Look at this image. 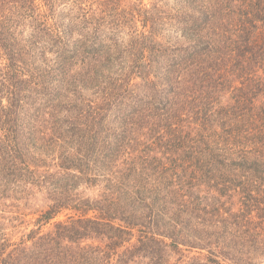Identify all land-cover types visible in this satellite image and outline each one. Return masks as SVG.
I'll return each mask as SVG.
<instances>
[{
	"label": "trees",
	"instance_id": "1",
	"mask_svg": "<svg viewBox=\"0 0 264 264\" xmlns=\"http://www.w3.org/2000/svg\"><path fill=\"white\" fill-rule=\"evenodd\" d=\"M117 3L0 0V264H263L264 0Z\"/></svg>",
	"mask_w": 264,
	"mask_h": 264
},
{
	"label": "rangeland",
	"instance_id": "2",
	"mask_svg": "<svg viewBox=\"0 0 264 264\" xmlns=\"http://www.w3.org/2000/svg\"><path fill=\"white\" fill-rule=\"evenodd\" d=\"M121 1V2H120ZM169 2L170 6L174 5V0H164V2ZM115 2H118L117 5L119 6L118 10L121 11L122 9H134L135 6L140 5L141 3L143 5L146 6V9H148L149 11L152 9V3L154 2V0H115ZM121 7V9H120ZM140 7V6H138ZM60 9V8H59ZM165 10H168L166 8H164ZM141 18L137 17V22L133 23V25H135L136 27H138L139 31H142V26H141ZM177 25L173 22L172 24H166L164 25L163 29H164V37L166 39H169L171 41H177L176 40V34H177ZM38 199V200H37ZM12 204H14L15 206H19L20 211L18 208H13ZM8 206V207H5ZM11 206V207H9ZM42 206V203L40 202V198L36 197V199L33 198H29L25 201H21V202H14V201H1L0 202V207L3 210H6L7 213L5 214V217H13L16 215L15 212L22 213V214H30L27 217L23 218L21 220V222H23V224H21V222H12V223H7L9 231H13L14 233H17V237H20L22 235V233H28L29 231L33 230V229H37V226L35 225V220L37 218V216L32 215L31 213L35 212L38 208H40ZM1 214V212H0ZM65 217L62 215L61 217H59L58 219H56L55 221L58 220H64ZM55 221H52L55 222ZM13 225H16L17 229L13 228ZM51 228V225H48L44 228V231H47L48 229ZM264 264V263H263Z\"/></svg>",
	"mask_w": 264,
	"mask_h": 264
}]
</instances>
